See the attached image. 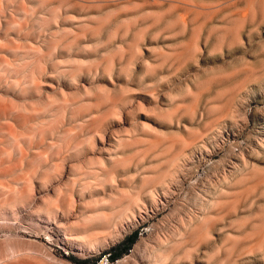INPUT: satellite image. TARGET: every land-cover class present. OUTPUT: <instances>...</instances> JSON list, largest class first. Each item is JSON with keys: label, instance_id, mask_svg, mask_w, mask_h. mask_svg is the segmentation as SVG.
I'll return each instance as SVG.
<instances>
[{"label": "rangeland", "instance_id": "1", "mask_svg": "<svg viewBox=\"0 0 264 264\" xmlns=\"http://www.w3.org/2000/svg\"><path fill=\"white\" fill-rule=\"evenodd\" d=\"M109 253L264 264V0H0V264Z\"/></svg>", "mask_w": 264, "mask_h": 264}, {"label": "built area", "instance_id": "2", "mask_svg": "<svg viewBox=\"0 0 264 264\" xmlns=\"http://www.w3.org/2000/svg\"><path fill=\"white\" fill-rule=\"evenodd\" d=\"M110 254H111V253H109V254L103 256L102 258L96 260L94 264H97V263H99V262L106 261V260H112Z\"/></svg>", "mask_w": 264, "mask_h": 264}, {"label": "trees", "instance_id": "3", "mask_svg": "<svg viewBox=\"0 0 264 264\" xmlns=\"http://www.w3.org/2000/svg\"><path fill=\"white\" fill-rule=\"evenodd\" d=\"M136 235H137L136 232L132 233L131 236L127 237L126 241H128V243L131 244L133 242V240H134V238H135ZM110 256H111V259H113L112 254H110Z\"/></svg>", "mask_w": 264, "mask_h": 264}, {"label": "bare ground", "instance_id": "4", "mask_svg": "<svg viewBox=\"0 0 264 264\" xmlns=\"http://www.w3.org/2000/svg\"><path fill=\"white\" fill-rule=\"evenodd\" d=\"M111 261L112 260H106V261L99 262L97 264H113Z\"/></svg>", "mask_w": 264, "mask_h": 264}]
</instances>
